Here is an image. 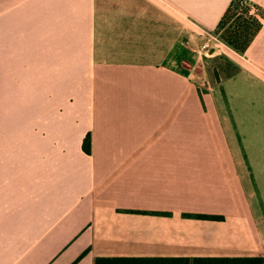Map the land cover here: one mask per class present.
Listing matches in <instances>:
<instances>
[{
    "label": "crops",
    "instance_id": "crops-1",
    "mask_svg": "<svg viewBox=\"0 0 264 264\" xmlns=\"http://www.w3.org/2000/svg\"><path fill=\"white\" fill-rule=\"evenodd\" d=\"M232 2L0 0V264H264V18L237 53Z\"/></svg>",
    "mask_w": 264,
    "mask_h": 264
},
{
    "label": "trees",
    "instance_id": "trees-1",
    "mask_svg": "<svg viewBox=\"0 0 264 264\" xmlns=\"http://www.w3.org/2000/svg\"><path fill=\"white\" fill-rule=\"evenodd\" d=\"M252 5L246 0H233L225 16L215 31V34L237 53L243 54L249 48L255 37L261 31L263 24L259 17L250 15ZM258 16L264 18V12L259 10ZM234 18V20H233ZM233 21V22H232ZM233 24H232V23ZM90 136L87 137L84 149L87 153L91 152ZM202 220H221L217 216H197ZM111 264H190V259H112L106 260ZM195 264H262V258H221V259H194Z\"/></svg>",
    "mask_w": 264,
    "mask_h": 264
},
{
    "label": "built area",
    "instance_id": "built-area-1",
    "mask_svg": "<svg viewBox=\"0 0 264 264\" xmlns=\"http://www.w3.org/2000/svg\"><path fill=\"white\" fill-rule=\"evenodd\" d=\"M250 15L259 17L258 16V10L256 8H254L253 6L250 8Z\"/></svg>",
    "mask_w": 264,
    "mask_h": 264
},
{
    "label": "rangeland",
    "instance_id": "rangeland-1",
    "mask_svg": "<svg viewBox=\"0 0 264 264\" xmlns=\"http://www.w3.org/2000/svg\"><path fill=\"white\" fill-rule=\"evenodd\" d=\"M233 20H234V18H233ZM232 22H233V21H232ZM232 22H231V23H232ZM232 24H233V23H232ZM219 39H220V38H219Z\"/></svg>",
    "mask_w": 264,
    "mask_h": 264
}]
</instances>
